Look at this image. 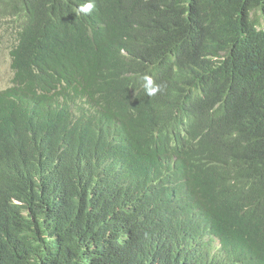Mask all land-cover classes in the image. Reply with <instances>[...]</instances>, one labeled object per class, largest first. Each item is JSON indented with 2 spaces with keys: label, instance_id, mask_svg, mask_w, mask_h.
Segmentation results:
<instances>
[{
  "label": "trees",
  "instance_id": "obj_1",
  "mask_svg": "<svg viewBox=\"0 0 264 264\" xmlns=\"http://www.w3.org/2000/svg\"><path fill=\"white\" fill-rule=\"evenodd\" d=\"M86 2L0 0V264H264V0Z\"/></svg>",
  "mask_w": 264,
  "mask_h": 264
},
{
  "label": "rangeland",
  "instance_id": "obj_2",
  "mask_svg": "<svg viewBox=\"0 0 264 264\" xmlns=\"http://www.w3.org/2000/svg\"><path fill=\"white\" fill-rule=\"evenodd\" d=\"M12 40H14V36L11 37L6 31L5 25L0 24V89L9 85L12 77L9 65V50Z\"/></svg>",
  "mask_w": 264,
  "mask_h": 264
},
{
  "label": "clouds",
  "instance_id": "obj_3",
  "mask_svg": "<svg viewBox=\"0 0 264 264\" xmlns=\"http://www.w3.org/2000/svg\"><path fill=\"white\" fill-rule=\"evenodd\" d=\"M94 3L93 0H88V2L80 5L79 7V12L84 13V14H89L92 12L93 8H94ZM9 59H10V55H9ZM11 60H9L10 63ZM10 65V64H9ZM12 75H13V71H12ZM141 80L143 81V88L145 89L146 93L148 96H155L158 92H160L162 90L163 85L161 84H157L151 75L145 74L141 77ZM10 85V83H9ZM8 86V85H7ZM6 86V87H7ZM5 88V87H4ZM3 89V88H2ZM1 90V89H0Z\"/></svg>",
  "mask_w": 264,
  "mask_h": 264
}]
</instances>
